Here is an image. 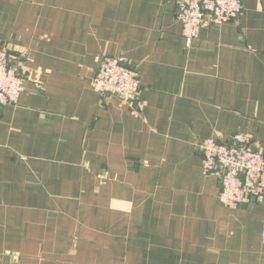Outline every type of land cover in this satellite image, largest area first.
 <instances>
[{"label":"crops","instance_id":"0c3cea01","mask_svg":"<svg viewBox=\"0 0 264 264\" xmlns=\"http://www.w3.org/2000/svg\"><path fill=\"white\" fill-rule=\"evenodd\" d=\"M186 48L173 0H0V47L33 83L0 107V264H264V203L225 208L198 143L264 148V0ZM104 56L136 111L101 97Z\"/></svg>","mask_w":264,"mask_h":264},{"label":"built area","instance_id":"2783aa9c","mask_svg":"<svg viewBox=\"0 0 264 264\" xmlns=\"http://www.w3.org/2000/svg\"><path fill=\"white\" fill-rule=\"evenodd\" d=\"M176 20L181 26L186 48L206 26H222L236 20L243 10L241 0H173ZM12 65L8 52L0 47V107L17 103L29 84ZM35 87L36 84L33 83ZM140 80L135 69L123 57L104 56L92 79L93 90L101 97H115L136 111L140 96ZM202 172L217 176L218 199L227 209L264 203V148L253 144L248 136L236 133L223 142L206 138L198 143ZM264 243V230L261 232Z\"/></svg>","mask_w":264,"mask_h":264}]
</instances>
